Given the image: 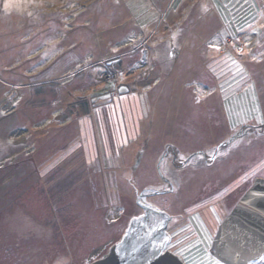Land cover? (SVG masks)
Masks as SVG:
<instances>
[{
	"label": "rangeland",
	"instance_id": "374dc122",
	"mask_svg": "<svg viewBox=\"0 0 264 264\" xmlns=\"http://www.w3.org/2000/svg\"><path fill=\"white\" fill-rule=\"evenodd\" d=\"M258 124L264 0H0V264L105 259L137 196L165 187L158 167L175 191L146 200L171 229L214 189L201 180L236 171L241 199L264 177ZM237 133L215 167L171 171L169 147Z\"/></svg>",
	"mask_w": 264,
	"mask_h": 264
},
{
	"label": "flooded vegetation",
	"instance_id": "af4514ba",
	"mask_svg": "<svg viewBox=\"0 0 264 264\" xmlns=\"http://www.w3.org/2000/svg\"><path fill=\"white\" fill-rule=\"evenodd\" d=\"M247 128L248 131L255 130L252 128V126L251 129L250 126H248ZM254 128L260 129L261 135H264V124H258V126ZM257 130L256 132H254L257 133ZM244 134L237 133L233 136L231 135V137L216 145L212 153L204 151L193 152L183 160L181 159V157L178 158V149L174 150L173 148L169 147L167 153L177 155V158L171 159V171L185 169L186 165L192 162L196 157L203 158L204 168L211 169L215 167V164L218 163L217 161L219 154L225 149L229 148L236 139L242 138ZM221 160H224V157L221 158ZM158 173L161 179V183L165 184V187L155 189L151 192L140 193L137 196L136 202L137 205H139V208L142 210V213L136 217H133L132 219L138 221L139 224H141L139 229L144 233L148 230H154L156 232L160 229L165 228L163 238L160 242L157 243V246L162 249L161 255L156 257L157 264H208L205 259V255L207 254L210 255L211 259L214 260L216 264H220L210 254V247L220 225L233 211V206H236V204L240 200L238 197L239 194L237 192L239 181L236 171L227 174V177L225 178L224 175L223 177L216 175L212 178H209V180H201V184H204V186H208L211 189L214 186V189L210 190L209 192L202 193L198 198V200L201 201L200 206L187 214L186 222L176 225L173 229L170 228V223L172 222L174 217L171 214H168V212L163 208L164 203L161 205L155 204L154 206L150 203H147L146 200V197L149 196H169L175 191V186L173 183L174 181L173 178H171L172 175L170 174V176H165L164 173L161 172L160 167H158ZM227 178L228 180H226ZM257 180H264V177L253 179L251 187ZM194 185L192 186L191 190L195 189ZM250 188L246 189L245 193ZM191 197L188 200V203L192 202ZM233 198L235 199L232 202ZM193 199L195 200V198ZM144 206L147 207V209H144ZM127 231L128 229H126L123 238L125 237ZM190 249L197 250L193 253L201 254L195 258H191L189 254H186V251ZM97 262H99V260L90 262L88 264H95ZM250 264H264V255H262L258 260L251 262Z\"/></svg>",
	"mask_w": 264,
	"mask_h": 264
},
{
	"label": "water",
	"instance_id": "95a60500",
	"mask_svg": "<svg viewBox=\"0 0 264 264\" xmlns=\"http://www.w3.org/2000/svg\"><path fill=\"white\" fill-rule=\"evenodd\" d=\"M140 226L132 220L125 237L95 264H157L165 228L144 233ZM210 254L220 264H250L264 255V180L254 183L220 225Z\"/></svg>",
	"mask_w": 264,
	"mask_h": 264
}]
</instances>
